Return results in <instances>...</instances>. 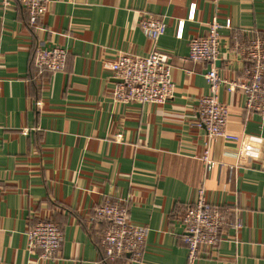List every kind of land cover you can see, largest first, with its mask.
<instances>
[{
  "label": "crops",
  "instance_id": "obj_1",
  "mask_svg": "<svg viewBox=\"0 0 264 264\" xmlns=\"http://www.w3.org/2000/svg\"><path fill=\"white\" fill-rule=\"evenodd\" d=\"M143 15L165 25L155 45L139 28ZM213 17L221 26L215 67L241 80L246 65L232 50L234 36L243 29V39L264 35V0H49L34 26L20 6L0 12V264H105L103 223L89 220L105 198L147 227L140 261L126 254L111 264H189L180 217L199 187L225 212V224L217 245L192 264H264V117L222 85L226 132L260 137V155L239 156L235 143L216 137L208 170L200 159L206 131L191 127L197 100L209 92V64L179 59ZM38 45L64 48L65 68L36 69ZM154 46L171 58L172 96L162 105L114 102L110 63ZM41 219L63 236L44 260L26 237Z\"/></svg>",
  "mask_w": 264,
  "mask_h": 264
},
{
  "label": "built area",
  "instance_id": "obj_2",
  "mask_svg": "<svg viewBox=\"0 0 264 264\" xmlns=\"http://www.w3.org/2000/svg\"><path fill=\"white\" fill-rule=\"evenodd\" d=\"M14 6L25 10L29 24L34 26L49 6V0H0V12ZM194 5L188 18H194ZM184 21L177 26L176 38L183 35ZM225 27L229 28V20ZM142 34L155 45L164 34L165 25L159 18L143 15L139 21ZM220 24L216 17L208 23L205 36L192 38L188 42V54L180 61L204 62L209 69L204 74L208 94L196 102L197 118L191 123L195 129H204L207 139L200 154L205 169L214 163L211 140L222 137L237 145V154L249 158L260 155L261 138L255 136H237L226 132L228 108L218 98L222 85L228 92L239 91L245 96L244 108L264 117V35L255 33L247 39L241 38L246 30L235 36L232 50L244 61L241 80L229 81L219 75L215 62L219 54ZM250 31V30H249ZM67 51L61 47L46 48L38 45L34 52L33 64L38 70L46 69L59 72L65 68ZM169 54L155 46L145 56H133L120 53L110 63L109 69L115 78L114 88L110 92L112 100L118 104L162 105L174 92L172 68ZM37 106L39 103H36ZM91 222L103 223L100 245L102 260L111 264L128 255L132 262H139L144 246L147 227L130 221L127 207L119 201L105 198L89 216ZM183 229L182 239L187 247V258L192 264L201 249H212L219 241L221 228L225 224V212L218 205L210 203L203 187L196 189L193 203L187 206L180 217ZM241 225L240 221L235 227ZM29 251L40 250V259L53 257L59 250L63 236L59 226L48 219H41L26 232Z\"/></svg>",
  "mask_w": 264,
  "mask_h": 264
}]
</instances>
